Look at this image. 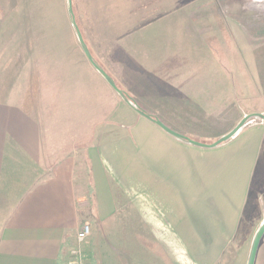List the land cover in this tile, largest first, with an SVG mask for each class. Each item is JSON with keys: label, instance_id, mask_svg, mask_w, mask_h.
<instances>
[{"label": "crops", "instance_id": "obj_1", "mask_svg": "<svg viewBox=\"0 0 264 264\" xmlns=\"http://www.w3.org/2000/svg\"><path fill=\"white\" fill-rule=\"evenodd\" d=\"M172 13L160 29L148 24L118 41L132 69L120 89L173 131L213 143L257 111L240 101L253 86L245 78L252 58L240 67L232 54L226 70L199 24ZM119 100L84 149L87 185L85 176L77 179L74 154L48 158L26 106L0 100V264H67L88 215L95 229L129 210L171 264H220L250 202L264 191L263 177L255 178L264 127L242 126L228 140L200 147ZM255 232L242 236L248 251ZM254 264H264V234Z\"/></svg>", "mask_w": 264, "mask_h": 264}, {"label": "rangeland", "instance_id": "obj_2", "mask_svg": "<svg viewBox=\"0 0 264 264\" xmlns=\"http://www.w3.org/2000/svg\"><path fill=\"white\" fill-rule=\"evenodd\" d=\"M72 9L90 53L119 88L132 69L118 41L148 24L158 27L174 18L172 12L183 11L185 18L199 24L226 70L232 54L239 56L240 67L252 58L245 78L253 86L244 89L240 101L264 113V0H72ZM151 29L147 31L158 37ZM119 99L83 53L67 0H0V100L30 110L42 129L48 158L73 154L78 158L77 179L85 176L84 185L89 183L84 149L98 137ZM249 125L264 127V122L250 118L243 127ZM261 176L264 179V150L255 178ZM263 218L260 191L220 264L247 263L250 240L243 241L242 236L250 237ZM91 221L88 215L90 227ZM136 221L129 210L116 223L91 229L78 244L82 264H171Z\"/></svg>", "mask_w": 264, "mask_h": 264}, {"label": "water", "instance_id": "obj_3", "mask_svg": "<svg viewBox=\"0 0 264 264\" xmlns=\"http://www.w3.org/2000/svg\"><path fill=\"white\" fill-rule=\"evenodd\" d=\"M67 8H68V13L70 15V19H71V24L72 27L76 33L78 42L80 44V47L83 51V53L85 54L87 60L89 61V63L94 67V69H96L98 71V73L105 79V81L109 84V86L134 110L136 111L138 114L144 116L145 118L153 121L154 123H156L158 126H160L163 130H165L166 132H168L169 134L180 138V139H184L186 141H188L189 143L196 145V146H200V147H213L216 146L217 144L224 142L226 140H228L229 138H231L245 123L248 119L250 118H259L264 122V113H260V112H254V113H250L247 114L245 116H243L240 121L226 134H224L223 136L219 137L216 141H214L213 143H201L199 141H196L194 139H191L187 136H184L182 134H179L175 131H173L172 129H170L169 127H167L166 125H164L160 120L152 117L151 115H149L148 113H146L145 111H143L142 109H140L138 107V105L130 100L128 98V96L126 95V93L120 89L117 84L115 83V81L113 80V78L111 76H109L106 71L100 67L94 60L93 56L91 55L86 43L84 42L82 33L76 23L75 20V16L73 13V9H72V0H67ZM264 234V220L260 223L259 227L257 228L254 237L252 239L251 245H250V249H249V253H248V259H247V263L246 264H254L255 261V257H256V252H257V248H258V244L259 241L261 239V237Z\"/></svg>", "mask_w": 264, "mask_h": 264}, {"label": "built area", "instance_id": "obj_4", "mask_svg": "<svg viewBox=\"0 0 264 264\" xmlns=\"http://www.w3.org/2000/svg\"><path fill=\"white\" fill-rule=\"evenodd\" d=\"M90 233H91L90 225L87 223L82 224L76 234L78 244L83 242L90 235ZM67 264H82L79 246L71 248L70 256L67 261Z\"/></svg>", "mask_w": 264, "mask_h": 264}, {"label": "trees", "instance_id": "obj_5", "mask_svg": "<svg viewBox=\"0 0 264 264\" xmlns=\"http://www.w3.org/2000/svg\"><path fill=\"white\" fill-rule=\"evenodd\" d=\"M256 1H259V0H256ZM74 13V12H73ZM75 16V15H74ZM77 23V22H76ZM79 27V26H78ZM82 33V32H81ZM92 55V54H91ZM95 60V59H94ZM96 62V61H95ZM97 63V62H96ZM98 64V63H97ZM125 92V91H124ZM126 93V92H125ZM126 95L128 96V98L130 99V100H132L133 101V98L128 94V93H126Z\"/></svg>", "mask_w": 264, "mask_h": 264}]
</instances>
